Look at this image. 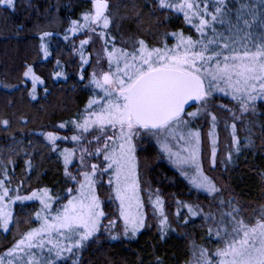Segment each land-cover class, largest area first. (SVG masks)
<instances>
[{
  "label": "trees",
  "instance_id": "16d2710c",
  "mask_svg": "<svg viewBox=\"0 0 264 264\" xmlns=\"http://www.w3.org/2000/svg\"><path fill=\"white\" fill-rule=\"evenodd\" d=\"M112 1L116 22L110 20L109 31L119 46L128 47L123 40L133 36L152 49H163L165 44L174 47L177 43L174 33L194 40L200 38L195 27L199 20L191 13L189 23L183 12L162 8L159 0ZM14 3V9L0 5V179H6L5 186L16 190L10 192L13 200L17 194L29 195L32 190L43 188L60 200L70 186L61 153L70 148L68 139L78 133L77 125L93 95L88 67L80 75L75 50L76 43L88 36L91 24L84 16L91 14L92 4L91 0H14ZM195 3L201 10L208 5L209 15L205 18L210 20L216 2L195 0ZM227 11L233 24L237 15L254 21L252 38L245 43L251 47L253 41L260 42L256 38L264 28L259 23L264 21V0H227ZM72 21L81 25L77 32L71 30ZM85 24L88 27H83ZM214 26L218 32L229 34L227 24ZM46 32L52 35L41 40ZM206 33L210 36L211 29H206ZM243 35L240 32L236 38ZM29 68L32 72L25 77ZM60 69L63 78L56 77ZM223 100L235 102L228 95ZM228 119H225L228 124H220L222 129L217 132L215 165L211 160L209 171L202 169L219 190L217 193L203 194L179 170L171 168L160 157L152 137L144 149L142 166L147 177L168 197L169 208L173 207L163 233L158 217L149 214L146 226L135 237L119 234L113 240L100 233L85 244L77 263L67 260L56 264H204L205 258L211 264L218 261L217 250L230 239L223 229L230 232L233 223L222 210L219 197L232 198L238 209L236 220L251 226L264 218V99L256 100L237 121ZM47 133H53L57 139L48 140ZM205 150L207 147L203 146L201 158L207 153ZM189 205L196 215L188 210ZM11 206L13 219L9 228L7 231L0 228V256L35 225L33 216L40 203L16 201ZM202 211L214 212L219 225L207 221Z\"/></svg>",
  "mask_w": 264,
  "mask_h": 264
},
{
  "label": "snow or ice",
  "instance_id": "6c2138e0",
  "mask_svg": "<svg viewBox=\"0 0 264 264\" xmlns=\"http://www.w3.org/2000/svg\"><path fill=\"white\" fill-rule=\"evenodd\" d=\"M159 3L162 8H175L183 12L189 23L191 17L188 13L198 18L199 23L195 27L200 38L194 40L182 33H174L172 35L177 43L171 48L165 44L163 49H148L143 41H139V48H134L132 52L123 49L118 51L113 47L108 53V59L110 69L114 62V71L103 73L102 79L92 80L104 95L99 100H91L89 108L98 105L99 111L89 112L83 124L77 125V128L84 131H88L91 125L114 130L113 135L105 134L103 148L96 149V153L103 154L105 166L101 168L93 164L91 171L81 172L82 180L78 181V188L68 190L75 191L76 195L56 209L53 205L59 202V198H53L48 188L32 190L29 195L17 194L13 200L10 192L16 190L5 186L6 179H0V228L5 231L9 228L13 219L9 210L12 203L37 200L41 205L36 212L39 227L30 229L0 256V264H6V261L7 264H12V259L18 253L30 254L33 248L44 250L47 247L48 253L55 250L59 256L65 251L72 253L74 249L83 247L85 242L98 233L101 221L105 218L97 194V175L110 174L108 185L113 186L114 198L119 202V217L124 223L123 235L135 237L146 226L132 143L142 131L164 134L160 140L163 151L182 169L193 170L192 183L209 193L219 191L212 180L202 173L201 134L190 129L183 131L188 128L189 123L184 116L194 119L202 110L206 111L207 102L215 92L230 94L238 102L242 112L248 111L249 105L257 98L264 97V28H261V35L256 38L260 42L253 41L249 47L245 42L252 38L254 21L237 15L236 23L233 24L228 19L227 0H216L217 6L210 20L205 18L209 15L207 4L201 10L195 0H178L177 3L159 0ZM0 5L14 9L15 3L14 0H0ZM93 5L94 15L85 14L84 19L93 24L103 21V27L107 28L109 21L105 16L108 7L106 0H93ZM259 23L264 24V21ZM216 24H227L229 34L226 36L218 32L214 26ZM72 26L73 31L81 27L77 21H72ZM208 28L211 29L210 36L206 33ZM240 32L244 35L237 39ZM51 35L46 32L41 40ZM87 43L88 41H82V44ZM31 72L32 69L29 68L24 76H29ZM60 75L56 74L57 77ZM189 101L200 102L196 112L185 113V106ZM211 119L214 127L216 117L213 115ZM4 123L7 124L6 121ZM232 127L235 130V124ZM174 130H180V134ZM169 133L172 134L171 139L179 145L178 152H173L170 147ZM208 135L212 144V163L215 165V133L209 132ZM47 139L54 142L57 137L53 133H47ZM71 139L78 141L80 137L73 136ZM99 139L98 137L97 140ZM82 151L87 152V149ZM64 152L67 165L72 153L67 149ZM81 165L85 166L83 155ZM71 179L76 181V177ZM149 202L154 210L161 213L163 233V227L167 223V218L163 215V201L159 195L155 200L150 195ZM187 207L196 215L192 206ZM235 212L238 209L225 213L233 223L230 232L223 229L230 239L226 240L225 247L216 252V256L220 258L219 264H264V218L250 226L242 220H236L233 214ZM112 223L109 221V224ZM217 235H220V229L217 230ZM111 238L117 239L116 236ZM25 264H52V261L31 258ZM204 264L211 262L205 258Z\"/></svg>",
  "mask_w": 264,
  "mask_h": 264
},
{
  "label": "rangeland",
  "instance_id": "374dc122",
  "mask_svg": "<svg viewBox=\"0 0 264 264\" xmlns=\"http://www.w3.org/2000/svg\"><path fill=\"white\" fill-rule=\"evenodd\" d=\"M209 1L216 2V0H209ZM256 1L258 2L261 0H256ZM113 2L114 1L112 0H106L108 7L105 10V16L107 17L109 21L108 27L107 28L103 27V21H100L99 23H95V24L90 22L91 25L88 30V36H86L84 39L79 40L75 46L77 56L80 60V65H79L80 75L82 73V69L86 66L88 67L87 68L89 71L88 72V75H89L88 83L91 87L92 94H93L90 101L93 99L99 100L104 95L103 91L97 88L92 83V80L93 78L102 79L103 73L109 72L110 70L114 71V62H113V66L110 69V64H109V59H108V53L112 51L113 47L118 51L123 49L124 51L132 52L134 48H139L140 45L138 42L142 41L141 39H137V37L135 36H133L132 38L124 39L123 42H125L128 45V47L119 46L113 42V37L109 31V29L111 28L110 20L113 22V24L114 22H116V19L113 16L116 10L111 7ZM91 4H92L91 5L92 6L91 15H94L95 10H94V5H93V0H91ZM82 41H88V43L82 44ZM144 44L146 45L145 42ZM147 48L152 49L151 47H148V46ZM92 54L94 55L93 62H91ZM121 67H123V64H121ZM57 73L61 74L59 77L56 76L57 78H63V71L61 69ZM225 95H228L231 97L230 94H225V93H220V92L213 93V95L209 98L207 102L206 111L202 110L200 114L194 119L187 117V115L184 116V119L188 121L189 123H188V128L183 129V131H187L189 129L194 130V131H199L201 134V148H203V146L207 147V150L204 151L207 153L205 154L204 158L200 157L201 159L200 163H201V169H207L208 171H209L208 168L211 166V160H212V154H211L212 144H211V139L209 138V135H208L209 132L215 133L213 138L215 139L216 144H217V141H218L217 132L222 129L220 124H223V125L228 124V122H226L225 119L230 118V120H236L237 117L241 113H243L237 101L231 102L230 104L226 102L225 100H223ZM259 98L264 99V97H259ZM259 98H257V100ZM89 103L87 104L85 108L84 117L82 121L80 122V124H83L84 118L88 115L89 112L99 111L98 105L93 106L92 108H89ZM251 106L252 104L249 105V107ZM198 107H200V102H196L194 106L191 109L186 110L185 113L196 112ZM213 115L215 117L218 116L219 118L221 117L223 118V119L221 118L220 120L216 117V123L214 127H213V123L211 119ZM217 121L219 122L217 123ZM77 131L78 133L75 136L80 137L78 141H73L71 139L74 135L68 139L71 145L68 144L70 148H67V149L69 150V152L71 151L72 153V155L68 157L70 163H68L67 165L65 164V152L63 151L61 153V156L63 158V164L65 165V176L69 180L70 186L66 190V193L62 197V199H60L58 203H54L53 205L54 209L59 208V206L66 203L69 198L76 195L75 191L69 192L68 190L69 189L74 190L78 188V181L82 180V176L80 175L81 172L91 171V165L93 164L99 165L101 168L105 166L103 163V154L96 153V149L97 148L102 149L104 145V139H106V135H113V132H114V130L111 128L100 129L96 125H91L88 131H84L82 128H78ZM174 131L177 134H180V130H174ZM163 135L164 134L157 135L154 131L152 133L142 131L141 133L137 134L132 141L134 148H135L134 156H135V162H136V176H137V180L140 185L141 200L144 203L145 220H146V215H149V214L150 215L152 214L154 217H158V220L161 219L160 211L154 210L152 203L149 202L150 195H151L152 200H155L156 196L159 195L160 199L163 201V206H162L163 215L166 216V218L167 216L172 215V212H173V207L169 208L168 197H166L165 193L162 192V188L157 186L154 181H152L149 177H147V175L145 174L144 166H142L143 164L142 157L145 154L144 149L149 144L148 142H152L151 141L152 137L156 141V144L158 146V151H160V157L163 160H165V162H167L171 168L177 171L179 170L182 173V175H184L186 179L194 187H196L192 183L193 170L182 169L180 165L175 163L174 159H170L168 154L163 151L162 145L160 143L161 137ZM168 135H169L170 147H172L173 152H178L179 145L177 141L171 139V135H172L171 133H169ZM98 137L100 138L99 141L97 140ZM60 138H63V140L66 141L65 137L60 136ZM216 144H215V147H216ZM55 146L56 144H54L53 147ZM84 149H87V152H83L82 150ZM89 153H91V155H89ZM81 155L84 156L85 166L81 165ZM185 172H187L188 174H184ZM202 173H203V170H202ZM109 175L110 174H104V175H97L95 177L97 181V194L99 196V199L101 200L102 210L105 213V218L102 219L101 221V226H100L98 233L95 234L89 240L94 239V237L100 233L112 239L111 238L112 236L118 237L119 234H123L124 232V223H123L122 218L119 217V211H118L119 202L116 201L114 198L113 186L108 185ZM203 175L205 176L204 173ZM71 177H76V181H73ZM196 189L204 192L203 194H206V195L215 194V193H209L203 188L196 187ZM218 202L222 210L225 213L233 212V210L236 209V206L232 198L225 199V198L219 197ZM40 208H41V205H40ZM9 210L12 212V206L10 207ZM202 213H203V217L207 221L209 220V222H213L214 224L219 225L218 218L214 212H203L202 211ZM233 214L237 218L236 212ZM33 219L36 221V223L30 229L39 227L40 222L36 218V213L34 214ZM109 221H112L113 223L109 224ZM25 233H23L16 241L20 240ZM87 242L84 243L83 247L74 249L72 253H68L67 251H65L59 256H57L55 250H53L51 253H48L47 247H46L44 250L33 248L30 254L18 253L14 259L12 258L10 259H12V264H18V262L19 264H25V261H28L31 258H35L37 260L48 259L52 261V264H56L60 261H67V260L72 263H77V261L79 260L80 251L82 250V248H84ZM65 243L67 242L65 241ZM7 250L3 252V255L7 252ZM6 264H7V261H6ZM212 264H219V260Z\"/></svg>",
  "mask_w": 264,
  "mask_h": 264
},
{
  "label": "water",
  "instance_id": "95a60500",
  "mask_svg": "<svg viewBox=\"0 0 264 264\" xmlns=\"http://www.w3.org/2000/svg\"><path fill=\"white\" fill-rule=\"evenodd\" d=\"M196 103V101H189V103L185 106V110L189 107V106H191V105H193V104H195Z\"/></svg>",
  "mask_w": 264,
  "mask_h": 264
}]
</instances>
